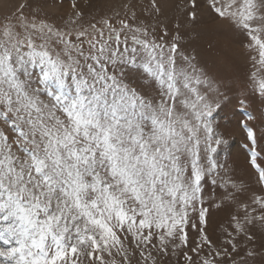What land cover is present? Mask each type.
I'll return each instance as SVG.
<instances>
[{
	"label": "snow or ice",
	"instance_id": "6c2138e0",
	"mask_svg": "<svg viewBox=\"0 0 264 264\" xmlns=\"http://www.w3.org/2000/svg\"><path fill=\"white\" fill-rule=\"evenodd\" d=\"M189 4L188 22L208 26L210 47L212 25L244 38L264 99V0ZM151 8L161 11L157 0ZM82 16L71 27L23 15L0 27V264H130L129 240L146 262L152 249L187 248L192 221L207 223L209 183L217 207L236 205L220 250L203 227L191 248L199 256L206 246L202 264H216L264 222V195L238 200L243 186L219 171L221 94L209 95L212 82L179 34L157 35L135 11L87 26ZM244 128L264 185V136Z\"/></svg>",
	"mask_w": 264,
	"mask_h": 264
},
{
	"label": "rangeland",
	"instance_id": "374dc122",
	"mask_svg": "<svg viewBox=\"0 0 264 264\" xmlns=\"http://www.w3.org/2000/svg\"><path fill=\"white\" fill-rule=\"evenodd\" d=\"M73 2L76 8L72 7ZM200 2L203 3V0ZM157 3L161 7L159 14L151 8V0H0V27L19 23L20 15L27 18L38 16L57 26L71 27L70 20L77 11L83 13L78 23L85 26L104 18L118 20L125 17L126 13L135 11L137 21L147 25L157 35L165 30L168 31L169 38L179 34L185 53L195 58L193 63L206 72V79L212 82L209 95H216L217 90L221 94V110L215 115L217 133L226 141L216 157L221 176L231 177L242 185L244 191L237 194L238 200L251 203L253 196L264 195V185L257 183V173L252 168L249 153L244 147L250 143L244 124L247 123L257 133L258 139L264 136V99L254 88L252 73L256 69L244 47L246 41L242 43L244 38L231 31L227 25H212L211 38L215 47H210L208 26L202 23L194 29L188 22L189 0H157ZM203 19L208 18L205 15ZM223 53H227V57ZM261 75L257 73V77ZM241 101H244L243 107L240 106ZM205 192L207 223L201 225L196 219L192 221L197 227L193 229L189 226L187 248L170 245L167 253L152 249V257L146 262L139 255V250L133 249L131 241H125L129 252L135 251L130 256V264H152V260L155 264H188L185 252L192 256L193 264H202V258L208 257L207 247L199 250V256L191 251L200 238L201 227L217 250H220L227 238L225 229L233 231L230 217L236 212V205L217 207L220 196L216 186L210 183L205 186ZM195 215L193 214L194 217ZM248 231L254 239L249 241L244 235L236 236L237 250L233 252L227 246L230 255L216 257V264H264V222H254L248 227ZM175 243L179 244V241ZM249 252L253 255L249 256ZM115 258L117 264H121V258ZM80 264L90 262L86 257H81Z\"/></svg>",
	"mask_w": 264,
	"mask_h": 264
}]
</instances>
